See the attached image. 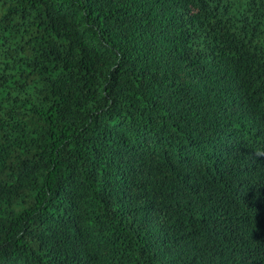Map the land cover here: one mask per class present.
I'll use <instances>...</instances> for the list:
<instances>
[{"label":"trees","instance_id":"trees-1","mask_svg":"<svg viewBox=\"0 0 264 264\" xmlns=\"http://www.w3.org/2000/svg\"><path fill=\"white\" fill-rule=\"evenodd\" d=\"M0 264H264V0H0Z\"/></svg>","mask_w":264,"mask_h":264}]
</instances>
